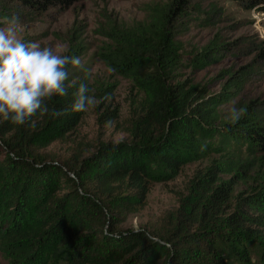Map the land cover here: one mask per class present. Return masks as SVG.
Returning <instances> with one entry per match:
<instances>
[{"label":"trees","instance_id":"1","mask_svg":"<svg viewBox=\"0 0 264 264\" xmlns=\"http://www.w3.org/2000/svg\"><path fill=\"white\" fill-rule=\"evenodd\" d=\"M78 1L13 0L11 8L38 15ZM191 1L148 6L145 20L113 22L103 31L111 43L101 59L115 74L133 76L142 93L121 122L111 99L95 107L99 126L114 123L122 139L99 136L86 147L77 141L84 112L71 105L79 83L98 100L112 98L115 85L74 79L71 65L66 86H76L46 101L63 115L24 125L0 117V250L7 264H264V99L256 111L252 102L237 122H227L205 94L174 82L181 46L174 39L179 20L170 18ZM234 1L264 13V0ZM82 46L70 43L65 55L78 56ZM259 53L264 58V46ZM143 68L149 72L140 77ZM55 140L71 146L69 159L43 153ZM206 156L177 206L143 228L123 227L143 208L150 183L171 180Z\"/></svg>","mask_w":264,"mask_h":264},{"label":"rangeland","instance_id":"2","mask_svg":"<svg viewBox=\"0 0 264 264\" xmlns=\"http://www.w3.org/2000/svg\"><path fill=\"white\" fill-rule=\"evenodd\" d=\"M169 1L80 0L66 10L26 15L27 10H12L13 0H1L0 3L6 5L0 11V26L17 15L26 41H39L42 46L52 47L64 55L70 43L82 44L77 57L88 74L73 67L70 75L74 79L87 76L91 82L98 80L115 85L109 104L110 108H118L121 122L130 114L142 93L133 76L115 74L101 59L100 52L106 51L111 43L103 31L113 22L130 26L133 22L143 21L148 16V6H161ZM177 16L172 14L170 18L172 23L179 20L175 23L177 33L174 39L181 46V60L174 69V82L193 86L205 94L224 121L232 122V107L245 109L253 102L252 111H256L257 103L264 99V58L259 53L264 46V13L247 10L234 0H192L189 7ZM205 51H208L207 56L201 58L200 53ZM140 71V77L149 72L145 68ZM221 93L223 98L215 97ZM95 111L94 107L84 112L74 132L77 141L86 147L99 136L104 141L122 139L124 135L114 123L99 126ZM260 116L264 120V114ZM42 151L58 162L72 156L71 146L64 140L52 141L44 145ZM207 161L208 156L184 166L171 180L150 183L143 208L131 214L123 227L143 228L165 209L177 206L180 198L187 194L188 177ZM7 263V256L0 250V264Z\"/></svg>","mask_w":264,"mask_h":264},{"label":"clouds","instance_id":"3","mask_svg":"<svg viewBox=\"0 0 264 264\" xmlns=\"http://www.w3.org/2000/svg\"><path fill=\"white\" fill-rule=\"evenodd\" d=\"M22 30L17 15L0 26V117L17 125H24L36 116L57 118L64 114L59 109H50L46 101L54 96L63 97L68 86H76L75 81L66 86L68 65L88 74L80 57L64 55L39 41H26ZM74 97L71 110L77 113L111 99L104 96L98 100L83 82L79 83ZM245 113L243 107H232L231 121L237 122ZM106 234L118 238L116 233Z\"/></svg>","mask_w":264,"mask_h":264}]
</instances>
